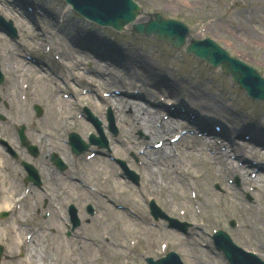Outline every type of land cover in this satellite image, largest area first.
Segmentation results:
<instances>
[{
    "label": "rangeland",
    "instance_id": "374dc122",
    "mask_svg": "<svg viewBox=\"0 0 264 264\" xmlns=\"http://www.w3.org/2000/svg\"><path fill=\"white\" fill-rule=\"evenodd\" d=\"M135 1L144 10V16L149 17L151 13L159 12L165 19L180 21L187 26L191 39L200 40L206 37L212 39L226 49L232 57L253 67L260 76L264 77V0ZM27 10L30 16L24 18L23 13H27ZM0 17L6 23H11L16 32L14 38L0 28V71L4 76V81L0 84V116L3 118L0 119V139L8 142L15 150L17 149L16 127L18 124L27 126V135L32 142L38 140L39 134L48 133L49 136H47L44 146L53 148L52 152H57L59 155L63 154L61 150L65 146L62 139L66 138L68 132L77 133L85 142L90 134L98 136L92 123L86 121L85 115H82L85 105L77 106L75 104L77 97L93 95L94 92L99 96L104 92L103 97H108L109 93L116 89L120 90L121 94L124 93V96L134 100L135 98L132 99V96L135 91L139 95L144 94V91L143 89H133V85L148 87L147 89L150 90L147 93L149 94L148 103L159 104V106L160 103L161 105L165 103L160 99V96L164 99L177 93V96L174 97L182 98L185 93L188 94V86L204 82L207 87L212 86L215 92L219 87L226 91L227 105H230L232 110L241 115L242 122L246 121L245 119L251 123L257 121L259 127L264 131V101L249 99L243 88L231 82L227 72L221 68H213L193 54L186 53L185 45L189 44V40H186L183 47L175 48L153 36L134 34L131 29L120 33L110 27L103 28L82 18L63 0H0ZM98 37L102 39L97 41ZM71 38L74 44L70 43ZM88 39L94 40L95 43L105 41L106 44L109 42L112 50L122 51L126 59L129 57V61L134 60V64H139V61L143 59L151 66H157V72L162 71L167 74L168 80H172L171 82L175 80L173 76L177 77L174 83L179 85V87L177 86L179 93L174 92L171 87L169 90L162 87L159 91L152 90L150 86L153 83V77L155 78L159 73L149 80L145 76V68L136 65V72L132 76H128V71L131 70L133 73L135 68H132L126 59L118 64L115 57L109 58L101 53L99 57L102 61L110 64L107 75L119 83L115 84L116 88L114 86L109 88L106 86L107 81L101 79L100 82L96 81L87 87L86 82L78 79L82 74L87 75L85 68L93 64L92 60L86 59V56L82 54L85 52L90 54L93 51L92 48L82 44L84 40L88 41ZM37 41L41 43V46L37 44ZM6 46H9L14 54L10 53ZM72 48L76 53L70 50ZM69 52L74 53L75 56L68 55ZM79 52L81 56L78 55ZM32 59L40 64L32 63ZM75 61L78 63L74 64ZM9 64L14 67L13 73L7 70ZM154 74L153 72L152 75ZM61 77L65 83L64 80L62 82ZM120 81L125 87H122ZM68 82L70 88L66 86ZM96 84L101 86L105 84V87L99 89ZM86 89H90L92 93L79 94L85 93ZM55 94H58V98L63 101L58 107L55 103L58 100L54 96ZM155 95L157 97L159 95L156 100ZM36 103L47 110L44 117L35 118L33 116V104ZM87 104L86 108L99 119L110 149L109 151L106 148L102 149L103 152L87 161L84 158L85 155L88 158L87 153L82 155L81 162L74 161L79 169L87 164L84 179L80 178L82 179L79 184L80 188L79 191H76L79 200L74 197L73 200H66L63 203L65 206L66 202H74L77 208L80 226L74 233L75 237L70 238L69 243L65 242L64 226L56 216L53 217L52 212L47 222L42 219L44 212L49 210L48 208H53V211L57 213L61 209L65 215L66 211L61 206V208H57L54 205H49L50 201L48 202V200L41 202L44 195L35 187L33 190L35 189L38 193V204H35L29 188L27 192H30V197L26 199V205L24 203L15 212L11 211L7 217L0 218V227L7 226L18 210H21L22 215L24 212H30L32 219L28 217L30 222L27 223L33 226V229L24 236L30 239V243L31 241L38 243L37 248L44 256L42 264H73L71 263L73 259H75L74 264H139L143 263L145 255L157 258V255L162 252L160 251L161 244H165V251L172 250L178 253L185 264H226L223 254L215 249L210 238V234L216 229L226 231L237 245L255 251L264 260V225L257 220L253 223L261 229L260 233L246 227V221L249 218L251 221L253 215L260 211L259 199L263 198L261 193L250 192L246 187L244 192H241L238 190L236 178L224 179L225 184L222 180H212L211 169L201 171L204 168L203 163L199 161L198 165L192 166L188 162L185 163L187 169L197 170L198 173L203 174L193 178L191 182L194 183V187H191L190 190L187 186L183 188L191 200L196 199L194 204H199L197 198L200 195L205 197L200 202L202 205L207 204L211 199L212 204L203 209L200 205L196 208L193 207L194 212H191V217H182L181 211L183 210L181 208L178 210V208L183 200L178 196L174 194V198H171L172 201L168 202L170 199L168 193L150 191L149 194L144 190V176L149 164L128 162L127 153L133 145L132 140L127 142V145L125 144L120 128L121 124L117 123V116L115 117L112 108L108 104L103 105L102 108L96 107L91 102ZM108 108H111L113 128L117 132L115 135L107 114ZM52 112L56 113L54 118L50 116ZM240 115L238 116L240 117ZM229 128L233 132L230 136L236 133L234 139L238 142L252 143L254 147L264 151V143L261 144L260 139L256 136H249L248 132L242 130L241 125L230 123ZM231 131L229 130V132ZM244 136H249L250 140L244 139ZM113 143L119 148L118 152L113 150ZM259 144L261 146H258ZM112 155L124 160L126 166L137 174V183L128 179L126 175L120 176L122 168L115 163ZM1 156L0 166L3 164L4 168L0 173V192L14 190L21 194L23 192V170L17 163L11 166L6 153ZM45 157L47 156H44L43 159ZM19 159L30 160L23 152L20 153ZM243 159L249 160L251 163L262 164L264 171V157L246 152L243 153ZM101 160L108 161L114 166L112 168L103 167ZM43 163L47 164L48 169L52 167L46 161ZM181 167L182 165H178L177 169L179 170H175L176 173L181 170ZM101 169L103 170L101 171ZM45 170L46 168H43L44 181L47 175ZM65 173L70 178L76 174L70 170ZM254 173V171L251 172V175L253 176ZM58 175L57 180L59 179L60 182L56 184L53 182L51 185L55 189H58L61 183H65V178L59 173ZM107 175H113L114 180L112 177L106 180ZM188 178L191 179L190 176ZM117 180L126 182L132 188L136 193L134 201L127 202L119 198L116 190L118 188ZM231 182L234 185L232 187L239 191L240 197L227 191L229 189L226 188V184L231 186ZM176 184H180L179 180L176 182L171 180L169 186L174 187ZM216 185L220 189H216ZM207 191L212 194L206 195ZM195 194L196 198L194 199ZM151 200L168 218L176 219L178 222H187L186 232L167 228L166 221L163 219L154 221L148 207ZM84 202L92 203L93 210L96 211L93 216L89 215L87 211L80 213V204H84ZM3 210L5 209L0 208V212ZM230 221L235 222L234 228L229 226ZM62 224L64 225V222ZM50 225L54 227L50 228ZM58 225L61 228L59 235L53 231L58 228ZM39 229L41 231L36 233L35 230ZM38 235H40L39 238H37ZM13 237L14 233L0 237V244L4 246L0 264H7L10 261L9 255L12 253L16 260L23 258L21 253L25 251L26 247L21 250L16 248L13 252ZM77 242L87 244L91 249H77ZM101 244L102 247H100ZM72 251L74 252L72 256L66 255ZM118 252L120 255L117 254Z\"/></svg>",
    "mask_w": 264,
    "mask_h": 264
},
{
    "label": "bare ground",
    "instance_id": "6f19581e",
    "mask_svg": "<svg viewBox=\"0 0 264 264\" xmlns=\"http://www.w3.org/2000/svg\"><path fill=\"white\" fill-rule=\"evenodd\" d=\"M25 12L23 13L25 15L23 17L28 18L30 16L28 10L27 13ZM149 19L151 21L152 17L139 16L134 24H138L141 22L146 23ZM132 26L133 25H131L129 28H124L131 29ZM88 38L91 37L88 36ZM92 39H88V41L84 40V42H82V44H84L86 47L92 48V53H90L89 50L88 52L90 54L86 52L82 54L86 56V59L92 60L93 64L90 67L85 68L87 69V75L82 74L78 80L91 85L96 81L100 82V80L102 79L104 81H107V87L110 88L112 86H115V84H118L119 82H117L114 78H111V76L107 75V70H109L110 64L108 62L102 61V59L99 57V54L101 53L102 55L108 56L109 58L115 57L118 64L126 59V57L123 55L122 51L112 50L109 46V42H106V44L105 41L95 43ZM99 39L101 40L102 38L98 37L96 40L100 41ZM70 41L71 44H74L72 38L70 39ZM37 44L41 46V43L39 41H37ZM6 47L8 48V51L10 53L14 54L9 46ZM70 50L76 53L75 49L72 48ZM74 53L69 52L68 55L71 56L74 55ZM78 55L81 56V53L79 52ZM129 59L130 58L127 57L126 60L132 68H135V70L133 73H131V70L130 72L128 71V76H132L136 72V65H140L142 68H145V76L148 77L149 80L157 73L161 74H158V76H156L155 78L153 77V83H151L150 86L152 90L157 89L159 91L161 87L169 90L171 87L172 89H174V92L179 93V88L177 89V86L179 87V85H176L174 83L177 77L173 76L175 80L174 82H171L172 80H168L167 74L162 71L157 72V66H151L142 58V61H139V64H134V60L131 59L129 61ZM77 63L78 62L76 61L74 62V64ZM10 64H12V62H10ZM10 64L8 65L7 70L8 72L13 73L12 70H14V67L10 66ZM153 72L155 73L154 75H152ZM12 75L14 76V74ZM104 85L101 86L99 84H96L99 89L101 87H105ZM121 85L122 87H125L122 83ZM157 85H160V87H157ZM188 87V94L185 93L184 97H179L180 100L174 97L177 96V93H173L174 95H172V97H165L164 99H162V96H160V99L165 103H162V105L160 103L159 107L150 105L148 103L149 101H147V98L149 94L147 93L150 92V90L147 89L148 87L143 88L137 85H133L132 88L137 90L143 89L144 94H141L134 100H131L124 95L104 98L102 95L99 96L94 93L93 95H84L80 98L77 97L76 102H74L77 106L82 104L87 105V103L91 102L94 103L98 108H102L103 105L108 104L117 112V120L118 123L121 124L120 128L123 132L122 135L124 137L123 140L125 144L127 145V142L132 140V148L139 149V159L141 160V162H143V164H149L146 170V175L144 176V190L148 193L150 191L166 192L168 193V197L170 198L168 199V202L172 201L171 198H174V194L178 196L181 200H183L181 206L178 208V210L180 208L181 210H183V217H191V212H194L193 207L196 208L200 205V207H202L203 209L204 207L206 208L207 205L211 206L212 204L211 199L207 204L202 205V203L200 202L205 197L201 195L199 196V198H197L199 204H194V200H191V198L188 196L187 191L183 187L187 186L190 190L191 187H194V183L191 182L193 178L203 173H198L197 170L190 171L185 167V163L189 162L192 164V166H196L200 162L203 163L204 168H202L201 171L203 169L206 171L211 169L212 180L214 179L218 181H224V179L226 180V178L238 176L241 186L238 190L243 192L246 187L247 190L259 192L263 196L262 199H259L260 211L256 215H253V219H251V221L250 218L246 221V227L248 229H253L260 233L261 229L257 228L253 223L257 220L258 222H261L262 225H264V175L262 173H256L254 177L249 176V172L256 169L257 166H255L256 164L253 165L249 163L248 160L243 159V153L249 152L252 155L254 154L255 156L264 157V151H261L260 149H258V147H254L252 143L238 142L237 140H235L234 138H236V135L230 136L233 132L231 131V128H229V126L230 123H232L233 125H241L242 130L248 132L249 136L252 137L253 135L256 136V138H259L261 144L264 143V131H262V129L259 127L257 121L252 122V124L248 123V119H245L246 121L243 122L241 121V115L232 110L230 105H227V95L225 90H222L218 87L217 91L215 92L214 89H212V86L207 87L204 82ZM209 90L212 92H210ZM158 97L155 95V100ZM56 99H58L55 102L58 107L63 101L59 99L58 96H56ZM178 101L180 102L178 103ZM181 102L182 105H180ZM59 110L61 111V108ZM55 112L51 113L50 116L52 118L55 117ZM238 115H240V117ZM214 122L220 124V126L222 127L221 132L218 133L213 128H211V124ZM184 124H186L187 129L191 130L190 133L187 134L181 131ZM229 130L231 132H229ZM176 132H180L178 135V139L171 142L170 139L172 136L177 134ZM154 141H162V145L158 148H152L151 143ZM258 146L261 145L259 144ZM117 148L118 147H116V149ZM3 154L4 152L2 151V146L0 145V159L2 158L1 155ZM61 158L63 160H68L69 156L63 154ZM102 164L104 165L103 167L107 168H112L114 166V164L109 163L108 161H103ZM155 165L159 166L155 167ZM178 165H182V167L181 170L176 173L175 170H179L177 169ZM103 169H101V171ZM1 171L2 166L0 167V173ZM45 171L47 174L46 180L48 183L53 184V179L54 182L58 181L56 179L59 177V175L54 168L48 169L46 167ZM188 176H190L191 179H189ZM158 177L160 178L159 180ZM110 178L111 177L107 175L106 180ZM171 180L175 182L179 180L180 184H176L174 185V187L169 186ZM223 183L225 184V181ZM117 184L118 188L116 190L119 198L127 202L135 200L136 193L133 192L132 188L126 182L117 180L116 185ZM177 185L179 186L177 187ZM226 188L229 189L227 191L230 192V194L232 193L236 197H240L239 191L232 187V184L231 186L226 184ZM71 189H74V185H72ZM30 192L34 197L35 204H38L39 196L37 191L35 189H31ZM30 192L18 194L14 190H8L5 192L1 191L0 208L15 212L18 208L24 205L26 199L30 197ZM211 194L212 193L207 191L206 195L210 196ZM44 200L45 199L42 198L41 202H43ZM235 203L239 204V202L236 201ZM12 217L13 218L10 219V222L7 226L0 227V237L9 236V234L14 233V249L12 251L14 252L16 248L20 250L23 247L26 248L22 259L16 260L15 256L11 252L12 254L9 255L10 263L8 262L7 264H42L44 256L42 252L37 248L38 243L36 241H31L30 243L27 237L24 238V235L27 234L31 229H33V226H30V224L27 223L30 222L28 221V217L32 219L31 213L24 212V214L22 215L21 210H18L17 213ZM51 227L53 228L54 226L50 225V228ZM53 231L58 235L61 234V228L59 227V225L58 228H55ZM39 237L40 235H38L37 238ZM102 246L103 245L101 244L100 247ZM76 248L91 249L90 246L82 242H77ZM117 254L120 255V252H118ZM13 259L16 261H14Z\"/></svg>",
    "mask_w": 264,
    "mask_h": 264
},
{
    "label": "water",
    "instance_id": "95a60500",
    "mask_svg": "<svg viewBox=\"0 0 264 264\" xmlns=\"http://www.w3.org/2000/svg\"><path fill=\"white\" fill-rule=\"evenodd\" d=\"M81 14L98 21L121 29L124 24L134 19L138 13V6L132 0H66ZM135 31L154 34L155 36L180 46L185 42L187 29L180 22L173 20H163L159 15L146 24H136ZM198 57L206 60L212 65L221 64L232 76L242 85L251 96L264 99V79L248 65L241 61L229 57L226 52L218 47L212 40L206 39L202 42L191 41L188 47ZM4 214H2L3 216ZM219 247L223 249L226 256L233 264H257L248 260L240 253H235L233 247L226 242L229 241L227 235L220 231L217 235ZM1 254V248H0ZM154 264H177L171 255L169 259L158 261Z\"/></svg>",
    "mask_w": 264,
    "mask_h": 264
}]
</instances>
